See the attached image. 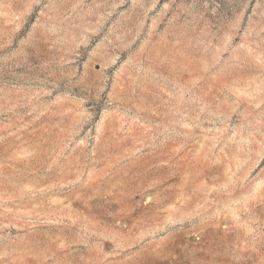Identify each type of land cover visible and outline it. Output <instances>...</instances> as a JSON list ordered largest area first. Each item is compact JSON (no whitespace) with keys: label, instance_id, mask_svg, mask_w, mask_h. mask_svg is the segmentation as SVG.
Here are the masks:
<instances>
[{"label":"rangeland","instance_id":"rangeland-1","mask_svg":"<svg viewBox=\"0 0 264 264\" xmlns=\"http://www.w3.org/2000/svg\"><path fill=\"white\" fill-rule=\"evenodd\" d=\"M0 264H264V0H0Z\"/></svg>","mask_w":264,"mask_h":264}]
</instances>
